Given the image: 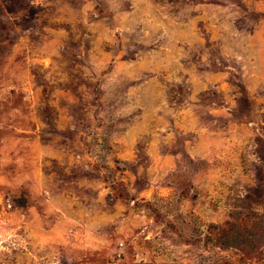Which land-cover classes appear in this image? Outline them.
<instances>
[{
  "label": "rangeland",
  "instance_id": "1",
  "mask_svg": "<svg viewBox=\"0 0 264 264\" xmlns=\"http://www.w3.org/2000/svg\"><path fill=\"white\" fill-rule=\"evenodd\" d=\"M0 264H264V0H0Z\"/></svg>",
  "mask_w": 264,
  "mask_h": 264
}]
</instances>
